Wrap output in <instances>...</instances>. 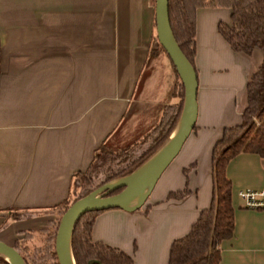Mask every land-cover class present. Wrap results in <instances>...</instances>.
<instances>
[{
    "label": "crops",
    "instance_id": "1",
    "mask_svg": "<svg viewBox=\"0 0 264 264\" xmlns=\"http://www.w3.org/2000/svg\"><path fill=\"white\" fill-rule=\"evenodd\" d=\"M230 15L227 7L196 10L197 118L179 154L139 210H108L94 221L93 241L121 250L133 264H168L172 243L210 207L213 147L225 129L241 125L247 83L264 60L262 51L236 52L224 40L218 24ZM155 39L154 0H0L6 236L21 242L25 232L47 226L74 198L75 175L101 148L117 153L141 143L179 103L169 57L163 50L150 57ZM226 176L234 230L219 245V264H264V210L247 209L238 198L240 191H264V159L240 153ZM185 187L191 193L184 200H166ZM16 214L31 218L11 221Z\"/></svg>",
    "mask_w": 264,
    "mask_h": 264
},
{
    "label": "trees",
    "instance_id": "2",
    "mask_svg": "<svg viewBox=\"0 0 264 264\" xmlns=\"http://www.w3.org/2000/svg\"><path fill=\"white\" fill-rule=\"evenodd\" d=\"M202 7L230 8V22H219L218 31L232 50L248 55L254 50H260L264 54V0H168L172 35L179 49L193 67L196 76L197 72L194 67L195 15L196 10ZM160 50L163 48L156 38L150 51V57L157 55ZM177 97L179 103L164 110L159 124L141 143L115 154L103 148L99 150L103 156V159H100L102 169L95 170V173H98L96 175L93 169L90 175L84 178L83 184L85 185L81 193L70 202L59 205L57 207L58 217L53 218L47 226L32 232H25L22 241H16L13 245V248L23 257L24 264H58L54 245L61 216L77 200L111 182L135 173L162 148L175 130L182 112L184 89L180 80ZM240 153L255 154L264 159V60L247 83L246 107L242 113L241 125L225 129L221 139L213 147L211 156L213 192L210 207L200 213L188 235L172 243L168 264L220 263L219 245L229 240L234 230L231 184L226 176V166ZM96 159L97 156L94 162ZM190 170L183 171L186 180H188ZM82 174H76L75 178ZM122 190L123 188H119L109 193L108 196L116 195ZM190 193L185 187L181 191L169 193L166 200L182 201ZM99 213L101 212L87 213L75 224L71 235L74 263L133 264L132 257L121 250L93 241L92 228ZM53 227L55 230L51 232ZM39 239L42 246L32 253L25 252L26 255H23L19 249L20 243H24L22 249L27 250L29 242L39 241ZM0 264L9 263L0 256Z\"/></svg>",
    "mask_w": 264,
    "mask_h": 264
},
{
    "label": "water",
    "instance_id": "3",
    "mask_svg": "<svg viewBox=\"0 0 264 264\" xmlns=\"http://www.w3.org/2000/svg\"><path fill=\"white\" fill-rule=\"evenodd\" d=\"M155 24L157 41L172 62L184 89L182 112L178 124L162 148L135 173L99 188L67 208L60 218L55 236L54 249L58 264H75L71 248V235L75 224L82 216L87 213L113 209H119L127 213L139 210L195 128L197 118V76L172 35L168 15V0H155ZM146 166L147 168L133 180L123 182L136 175ZM119 188H123L120 193L108 196L109 193ZM0 256L9 264H24L20 253L2 241H0Z\"/></svg>",
    "mask_w": 264,
    "mask_h": 264
},
{
    "label": "rangeland",
    "instance_id": "4",
    "mask_svg": "<svg viewBox=\"0 0 264 264\" xmlns=\"http://www.w3.org/2000/svg\"><path fill=\"white\" fill-rule=\"evenodd\" d=\"M105 150V149H104ZM106 151V150H105ZM123 151V150H122ZM121 151V152H122ZM108 152V151H107ZM109 153H111V152H109ZM117 153H119V152H117ZM112 154H115V153H112ZM124 157V156H123ZM100 159H103V156H102V153L101 152H98V155H97V159H96V161L94 162V165L92 166V168L88 171V172H85V173H83L82 175H80V176H77L76 178H75V188H74V191H75V195H74V198H76V196H78L80 193H81V191H82V188H83V185H85V184H83V180H84V178L85 177H88L89 175H90V173L93 171V169H94V172L93 173H95V170H98V169H102V166L100 165V162H101V160ZM96 167V168H95ZM96 174H98V173H95V175ZM94 175V176H95ZM95 183V182H94ZM93 183V184H94ZM55 217H58V215H53V217H52V219L53 218H55ZM31 217H27V215H24V214H16V215H11V221H15V222H20V221H25V220H29ZM6 220H5V225L6 224H8L7 223V218H5ZM23 227H24V225H23ZM4 224H1L0 225V239L1 240H4V241H6V243H9V245L10 246H12L13 247V245H15V242L17 241V240H14L13 239V235H12V237H9L10 235H8V236H6L5 234H4ZM54 230H55V228L53 227V229H52V231L51 232H54ZM13 232V231H12ZM13 234V233H12ZM52 234V233H51ZM22 246H24V243H20V245H19V249H20V251L23 253V255H26V253L27 254H29V253H32L36 248H38V247H41L42 245H41V241H40V239H39V241H31V242H29V246H28V248H27V250L25 249V250H23L22 249ZM26 252V253H25Z\"/></svg>",
    "mask_w": 264,
    "mask_h": 264
},
{
    "label": "built area",
    "instance_id": "5",
    "mask_svg": "<svg viewBox=\"0 0 264 264\" xmlns=\"http://www.w3.org/2000/svg\"><path fill=\"white\" fill-rule=\"evenodd\" d=\"M238 198L250 210H264V191H240Z\"/></svg>",
    "mask_w": 264,
    "mask_h": 264
},
{
    "label": "bare ground",
    "instance_id": "6",
    "mask_svg": "<svg viewBox=\"0 0 264 264\" xmlns=\"http://www.w3.org/2000/svg\"><path fill=\"white\" fill-rule=\"evenodd\" d=\"M145 168H147V166L144 167L143 169H141L136 175H134V176H132V177H130V178L124 180L123 182H130V181L133 180L135 177H137L139 174H141ZM70 258H71V256H70ZM72 263H73V261H72Z\"/></svg>",
    "mask_w": 264,
    "mask_h": 264
}]
</instances>
